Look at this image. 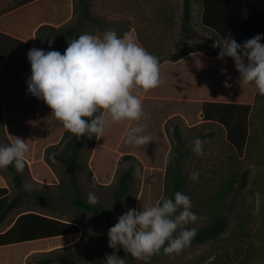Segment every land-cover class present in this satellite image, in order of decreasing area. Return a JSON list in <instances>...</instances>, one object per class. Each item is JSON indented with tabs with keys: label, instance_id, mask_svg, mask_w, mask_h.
<instances>
[{
	"label": "rangeland",
	"instance_id": "obj_1",
	"mask_svg": "<svg viewBox=\"0 0 264 264\" xmlns=\"http://www.w3.org/2000/svg\"><path fill=\"white\" fill-rule=\"evenodd\" d=\"M88 1L92 20L85 24L80 34L102 35L107 30H114L119 35L132 32L139 44L159 58L161 83L156 88L137 93L144 111L140 121L114 123L105 113L109 123L104 137L87 136L80 152L79 168L85 198L89 191L94 192L98 197L95 205L112 212L114 224L130 208L140 210L143 206L162 202L166 161L174 143L173 127L178 124L189 149L182 165L187 178V195L192 201V211L199 217L195 224L187 227H204L221 213L227 215L229 224L215 240L202 244L191 242L179 254H163L147 264H264V96L258 94L254 84L241 85L239 71L226 58L206 61L208 54L221 51L222 41L201 24L202 0H192L191 23L187 31L182 28L183 0ZM78 19L79 13L75 17ZM52 43L56 44L54 50L64 52L69 42L50 40L46 48ZM189 50L205 56L200 63H194V77L184 64L174 63L177 56ZM193 78L211 82L205 94L199 84L192 82ZM225 80L231 87L225 86ZM211 93L229 94L235 102L252 105L250 137L243 156H238L228 143L220 124L203 120L201 101L211 97ZM7 115L13 140L23 138L30 147L26 166L21 172L30 194L18 210L46 211L51 204L50 198L60 196L61 189L67 184L65 168L56 159L61 154L65 128L42 99L30 105L8 108ZM134 126H144L143 134L152 140L143 146L126 143L127 133ZM206 132H214V135L203 139L206 141L205 154L197 155L192 151V141ZM0 142L3 145L13 142L7 134L1 106ZM126 155L134 157L131 161L136 163L135 182L115 208L114 189L125 166ZM246 169L250 170L247 184L241 186L240 178ZM193 170L200 173L196 181L189 178ZM1 171L8 177L14 195L19 189L11 172ZM232 178H239L236 189L220 207L219 194ZM35 194L43 199L36 200ZM75 217L82 222L91 248L98 250L91 262L103 263L106 254L117 251L108 246L110 226L103 219L87 211H79ZM117 254L126 262L134 259L146 264L123 248Z\"/></svg>",
	"mask_w": 264,
	"mask_h": 264
},
{
	"label": "clouds",
	"instance_id": "obj_2",
	"mask_svg": "<svg viewBox=\"0 0 264 264\" xmlns=\"http://www.w3.org/2000/svg\"><path fill=\"white\" fill-rule=\"evenodd\" d=\"M264 33H258L242 43L233 37L223 40L218 58L231 57L240 73L239 83L254 84L264 96ZM31 75L27 91L42 99L52 109V115L77 139L84 135L104 137L109 120L140 121L143 103L137 93L156 88L161 83L159 58L137 42L132 32L119 35L107 30L102 35L84 32L69 40L63 54L58 50L31 48L27 53ZM227 72V69H222ZM230 79V77H229ZM225 86L231 87L227 80ZM87 118V119H86ZM144 126H134L127 133L126 143L143 146L151 141L143 134ZM204 141L196 137L192 151L204 155ZM30 147L25 139L0 144V169L13 165L17 172L26 166ZM199 170L189 173L196 181ZM27 187V186H26ZM89 204H97V195L89 191ZM198 215L192 211L189 195L177 190L174 198L137 210L130 208L117 218L108 230V246L123 248L133 258L149 262L155 254H179L190 246L197 234ZM113 251L106 254L103 264H126L124 257Z\"/></svg>",
	"mask_w": 264,
	"mask_h": 264
},
{
	"label": "trees",
	"instance_id": "obj_3",
	"mask_svg": "<svg viewBox=\"0 0 264 264\" xmlns=\"http://www.w3.org/2000/svg\"><path fill=\"white\" fill-rule=\"evenodd\" d=\"M3 5L0 6V14L10 11L20 5L28 3L32 0H0ZM201 24L217 33L221 41L226 38H235L237 42L242 43L246 39L252 38L258 33H264V0H202ZM80 7V9H78ZM79 11V12H78ZM79 13V19L75 17ZM192 15V0H183L182 28L187 31L190 28ZM92 20L90 14V5L88 0H79L78 4L74 0V17L62 26L42 25L37 30V44L35 48L45 50H54L56 44H50L46 48L48 41L72 40L78 38L85 24ZM3 36H5L3 34ZM12 40H15L12 38ZM16 41V47L10 50L2 51V58L8 57L15 52L21 51L29 47V44L20 40ZM264 43V40L261 41ZM7 45L3 41V47ZM58 51H60L58 49ZM193 51V50H189ZM62 54L63 52L60 51ZM185 54L177 56L181 58ZM234 63L231 57H225ZM202 118L204 121H211L220 124L225 132L228 143L232 146L238 156H243L250 137V118L252 105L247 102L235 101H213L204 100L201 105ZM87 119V118H86ZM174 143L166 161L165 175V195L174 198V193L179 190L187 194V178L183 171V162L189 155L187 142L183 136L181 128L178 124L173 127ZM214 135V132H206L200 134V138L206 139ZM87 135L77 139L72 133L65 129L61 142V154L56 159L62 163L67 175V184L61 189L60 196L51 197V209H57L60 204L72 206L76 210H86L94 212L103 219L110 227L114 225L112 212L104 210L97 205L89 204L82 191V183L80 179V152L85 144ZM0 144H2L0 142ZM132 155H126L125 166L119 175L115 189V208H117L124 197L129 193L135 182L136 163L131 161ZM5 170H9L12 174V180L19 189L14 195H8L7 188H0V223L4 221L10 211L20 205L24 199L30 194L25 188L24 179L21 172H17L13 165H9ZM249 169H246L240 178L241 186H245L248 180ZM239 180V178H238ZM237 178L224 186L218 197V205L225 204V199L236 189ZM36 200L43 199L41 196L34 195ZM69 206L62 210H69ZM33 220L35 232L34 235H56L68 231H79V226L63 222L58 218L28 213ZM21 216L20 218H22ZM20 220V219H19ZM7 232L0 234V243L17 241V237H13V233L18 226V222ZM229 220L226 214H219L213 221L204 227L197 228V234L192 243H206L217 239L227 229ZM98 250L86 249L81 245L72 246L65 250L54 251L47 254H35L27 260V264H91V259ZM160 253L152 256L147 263L154 261L162 256ZM126 264H143L134 259L126 262Z\"/></svg>",
	"mask_w": 264,
	"mask_h": 264
},
{
	"label": "crops",
	"instance_id": "obj_4",
	"mask_svg": "<svg viewBox=\"0 0 264 264\" xmlns=\"http://www.w3.org/2000/svg\"><path fill=\"white\" fill-rule=\"evenodd\" d=\"M0 4L3 5L1 1ZM73 17L74 0H32L0 14V106L3 110L4 120L6 121L7 134L13 142L15 140H13L12 134L9 130V119L7 115L8 108L30 105L38 99L27 91V79L31 75V65L27 58V53L37 44V30L45 24L62 26L69 23ZM207 29L217 35L215 31L209 28ZM3 34L5 36H3ZM12 38L28 43L29 47L15 52L8 57L2 58L3 48L4 51H6L10 50L12 47H16V41L12 40ZM3 41L7 45L6 47H3ZM218 53L219 52L215 55L206 53L208 54L206 61H213L215 57L218 58ZM204 57L203 54L201 55L193 50L188 51L184 56L176 59L174 63L175 65L182 66L184 64L186 68L193 72L192 76L194 77L196 75L194 63H200L199 60H203ZM201 69L206 71V69ZM198 80L199 82L201 81L200 83L202 85ZM198 80L193 78L192 82L194 84H199L203 88L205 94L206 87L209 88L211 82L206 81L205 78ZM222 94L224 95V93ZM223 95H221V93H211V97L203 99L201 105L204 100L233 101L231 99H234L233 96L229 94H225L226 96ZM0 188H7V194L13 195L9 179L4 175L1 169ZM22 203L10 211L4 221L0 223V234H2L10 230L20 219L15 232L12 234L13 237H17L18 240L0 243V264H27V260L35 254L52 253L54 251L65 250L77 245H81L86 249L91 248L86 238V231L82 222L75 217L76 213L79 211L86 210H76L72 208V206L68 207L69 210H62V208L67 207L66 204H60L57 209H51L48 207L46 211H40L33 208L18 210ZM30 212L58 218L63 222L77 225L79 226V231H68L49 236L34 235L35 233L40 234V232H35L32 218L26 216V214ZM21 216L23 217L20 218ZM91 264L103 263L91 262Z\"/></svg>",
	"mask_w": 264,
	"mask_h": 264
}]
</instances>
